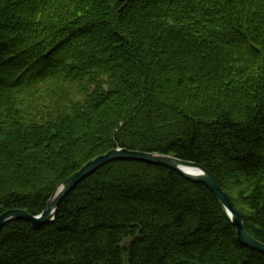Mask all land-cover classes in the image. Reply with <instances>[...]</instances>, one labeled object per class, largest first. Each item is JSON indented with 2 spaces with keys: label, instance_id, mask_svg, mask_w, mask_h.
I'll use <instances>...</instances> for the list:
<instances>
[{
  "label": "trees",
  "instance_id": "16d2710c",
  "mask_svg": "<svg viewBox=\"0 0 264 264\" xmlns=\"http://www.w3.org/2000/svg\"><path fill=\"white\" fill-rule=\"evenodd\" d=\"M112 149L201 165L264 243V0H0V215ZM0 264H264L203 184L114 161Z\"/></svg>",
  "mask_w": 264,
  "mask_h": 264
},
{
  "label": "water",
  "instance_id": "95a60500",
  "mask_svg": "<svg viewBox=\"0 0 264 264\" xmlns=\"http://www.w3.org/2000/svg\"><path fill=\"white\" fill-rule=\"evenodd\" d=\"M114 161H134L172 170L187 180L203 184L217 198L225 209L231 223L236 228L238 241L246 248L264 255V243L252 238L246 231L241 214L232 206L228 195L222 190L216 178L201 165L182 161L172 156L126 149H112L103 155L86 162L77 172L62 181L46 203V208L39 215L33 216L21 209H12L0 215V230L11 221H25L37 230L53 221L60 201L81 181L99 168Z\"/></svg>",
  "mask_w": 264,
  "mask_h": 264
}]
</instances>
